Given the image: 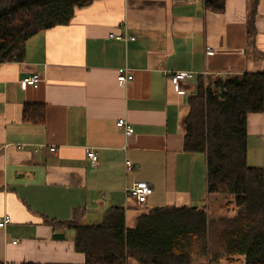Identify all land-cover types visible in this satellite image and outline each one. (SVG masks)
<instances>
[{"label": "crops", "instance_id": "1", "mask_svg": "<svg viewBox=\"0 0 264 264\" xmlns=\"http://www.w3.org/2000/svg\"><path fill=\"white\" fill-rule=\"evenodd\" d=\"M254 2L225 0L216 12L204 0H92L69 24L29 38L24 60L0 62V218L11 216L0 227V264H84L75 232L48 222L78 211L82 223L99 224L122 206L129 227L155 207L222 213L208 201L205 156L184 149L188 100L200 75L264 72L248 45ZM255 26L264 53V0ZM123 68L133 75L127 84L118 79ZM176 72L188 75L179 85ZM35 73L41 80L27 84ZM27 105L45 106V120H25ZM247 142L248 163L264 171V112L248 115ZM139 181L152 186L145 204L127 194Z\"/></svg>", "mask_w": 264, "mask_h": 264}, {"label": "trees", "instance_id": "2", "mask_svg": "<svg viewBox=\"0 0 264 264\" xmlns=\"http://www.w3.org/2000/svg\"><path fill=\"white\" fill-rule=\"evenodd\" d=\"M92 0H0V62L22 61L26 42L42 30L69 24L77 8ZM225 10V0H204ZM250 13L248 45L256 58L255 16ZM184 149L202 154L208 196H223L222 213L207 205L155 207L126 224L122 206L109 208L99 224L81 222L78 211L67 221L48 220L75 232L84 264H214L244 256L245 264H264V171L248 163V115L264 112V72L200 75L188 100ZM27 105L25 120L43 122L45 106ZM32 264V263H20Z\"/></svg>", "mask_w": 264, "mask_h": 264}, {"label": "built area", "instance_id": "3", "mask_svg": "<svg viewBox=\"0 0 264 264\" xmlns=\"http://www.w3.org/2000/svg\"><path fill=\"white\" fill-rule=\"evenodd\" d=\"M117 39L127 40L128 38L134 39L133 36L127 37L123 35H117ZM208 52H212V49L208 47ZM188 75L185 72H176L172 75V81L174 84L179 85L182 79L186 78ZM118 79L122 84H127L133 79V75L128 71L127 68L120 69ZM41 80V75L39 73H35L29 77H26L24 81L29 85H37ZM117 125L120 128L125 129L127 135H131L134 132V128L128 123V121L124 118H120L117 120ZM88 156L91 159L94 165L98 162V154L94 150L88 151ZM127 169H131L133 167L132 162L130 160L126 161ZM152 193V186L146 181H139L135 183L132 187L128 188L127 194L128 197L134 199L139 204H145L148 195ZM11 221V216L9 214L4 215L0 218V227H5ZM17 241H14L16 243Z\"/></svg>", "mask_w": 264, "mask_h": 264}, {"label": "rangeland", "instance_id": "4", "mask_svg": "<svg viewBox=\"0 0 264 264\" xmlns=\"http://www.w3.org/2000/svg\"><path fill=\"white\" fill-rule=\"evenodd\" d=\"M216 197H218V199H217L218 203H213L214 200L216 199ZM208 201L211 203L212 206H216V205H221L222 206L224 204V202H225V198L223 196H213V195H211ZM204 202L207 203V200L204 201Z\"/></svg>", "mask_w": 264, "mask_h": 264}]
</instances>
